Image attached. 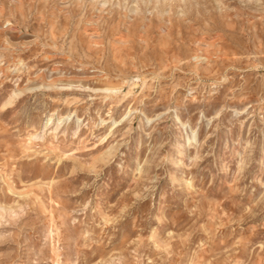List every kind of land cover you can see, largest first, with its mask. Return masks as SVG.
I'll list each match as a JSON object with an SVG mask.
<instances>
[{
	"label": "rangeland",
	"instance_id": "374dc122",
	"mask_svg": "<svg viewBox=\"0 0 264 264\" xmlns=\"http://www.w3.org/2000/svg\"><path fill=\"white\" fill-rule=\"evenodd\" d=\"M0 264H264V0H0Z\"/></svg>",
	"mask_w": 264,
	"mask_h": 264
}]
</instances>
